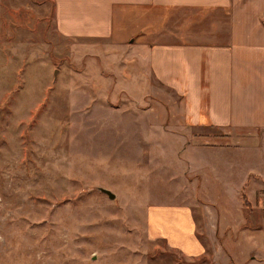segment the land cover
Wrapping results in <instances>:
<instances>
[{"label":"rangeland","instance_id":"rangeland-1","mask_svg":"<svg viewBox=\"0 0 264 264\" xmlns=\"http://www.w3.org/2000/svg\"><path fill=\"white\" fill-rule=\"evenodd\" d=\"M55 12V0H0V264H214L197 213L201 256L153 234L154 207L190 202L188 164L209 152L174 132L144 52L66 37ZM256 155L222 157L220 188L235 197Z\"/></svg>","mask_w":264,"mask_h":264},{"label":"crops","instance_id":"crops-1","mask_svg":"<svg viewBox=\"0 0 264 264\" xmlns=\"http://www.w3.org/2000/svg\"><path fill=\"white\" fill-rule=\"evenodd\" d=\"M55 9L66 37L113 39L137 47L140 60L144 52L178 121L174 132L209 152L188 164L191 201L154 207V236L191 258L203 255L197 213L214 264H264V0H55ZM249 145L261 168L245 172L233 197L218 182L230 171L219 168L222 157ZM253 182L255 203L247 195Z\"/></svg>","mask_w":264,"mask_h":264},{"label":"water","instance_id":"water-1","mask_svg":"<svg viewBox=\"0 0 264 264\" xmlns=\"http://www.w3.org/2000/svg\"><path fill=\"white\" fill-rule=\"evenodd\" d=\"M101 191H103L104 193H106L110 199H115L116 198V194L113 193L111 190L106 189V188H100Z\"/></svg>","mask_w":264,"mask_h":264},{"label":"trees","instance_id":"trees-1","mask_svg":"<svg viewBox=\"0 0 264 264\" xmlns=\"http://www.w3.org/2000/svg\"><path fill=\"white\" fill-rule=\"evenodd\" d=\"M243 201H244L245 206H247V207L250 206V203H249V201L245 195L243 196Z\"/></svg>","mask_w":264,"mask_h":264}]
</instances>
